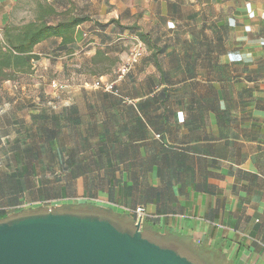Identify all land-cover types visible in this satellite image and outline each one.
I'll list each match as a JSON object with an SVG mask.
<instances>
[{"label": "crops", "instance_id": "crops-1", "mask_svg": "<svg viewBox=\"0 0 264 264\" xmlns=\"http://www.w3.org/2000/svg\"><path fill=\"white\" fill-rule=\"evenodd\" d=\"M18 1L0 0V28ZM150 3L152 20L140 23L134 6L90 0L73 13L89 17L73 53L61 38L35 46L86 68L115 56L97 72L111 80L140 33L145 54L116 81L124 97L86 83L60 106H6L0 218L51 205L124 217L133 229L144 206L152 234L264 264V0Z\"/></svg>", "mask_w": 264, "mask_h": 264}, {"label": "water", "instance_id": "water-1", "mask_svg": "<svg viewBox=\"0 0 264 264\" xmlns=\"http://www.w3.org/2000/svg\"><path fill=\"white\" fill-rule=\"evenodd\" d=\"M97 214L56 212L0 221V264H197Z\"/></svg>", "mask_w": 264, "mask_h": 264}, {"label": "rangeland", "instance_id": "rangeland-1", "mask_svg": "<svg viewBox=\"0 0 264 264\" xmlns=\"http://www.w3.org/2000/svg\"><path fill=\"white\" fill-rule=\"evenodd\" d=\"M90 0H20L14 7V11L11 15L10 25L22 26L29 23V21H37L40 16H46L49 6L56 7L58 9V15L47 16V19L51 22H57L59 19L65 18L69 14L76 13V9H80L84 5H87ZM99 1V0H96ZM115 3L127 4L134 6L138 11V19L140 23L151 22L152 19L148 17L147 10L151 8V0H111ZM207 1V0H200ZM134 25V24H132ZM137 25V24H135ZM131 26V25H130ZM3 28H0V39L2 38ZM136 38L131 39L127 43L125 57L123 61H126L131 55L132 48L136 42ZM39 55V59L33 62V68L30 73H18L12 79L0 82V113L6 110V106L15 103V101L32 103L43 102L51 104L52 106H60L62 102H68L71 97L72 91L83 84H91V86L98 80L97 72L99 70L111 69L113 64L116 63L115 56L110 59H104L93 65L90 68L82 67V59L75 57L62 58L60 60H53L51 56L47 54L40 55L39 47L35 50ZM65 63V65H63ZM116 73V72H115ZM110 76L115 75L113 70L107 72ZM104 77V76H102ZM104 79L108 80L106 76ZM111 80V79H109ZM19 99V100H17ZM67 212H73L75 214H86L82 209H69ZM37 213V212H36ZM95 213V212H94ZM35 214L34 212H21L20 215ZM95 214L103 217L99 212ZM17 215V216H20ZM105 218V217H103ZM110 218V217H109ZM114 220L117 225L123 223L117 221L118 217L110 218ZM117 219V220H116ZM121 220V219H120ZM126 224V223H125ZM135 227V226H134ZM144 236L150 240L164 245L165 247H172L178 251H182L189 254L196 261L201 264H228L222 258L218 256H212L210 254L195 253L190 248L191 245H180L177 238L171 236H161L156 233H150L146 228H142Z\"/></svg>", "mask_w": 264, "mask_h": 264}, {"label": "trees", "instance_id": "trees-1", "mask_svg": "<svg viewBox=\"0 0 264 264\" xmlns=\"http://www.w3.org/2000/svg\"><path fill=\"white\" fill-rule=\"evenodd\" d=\"M47 14L48 15L46 16L45 15L40 16V18L37 21H29V23L24 24L22 26L7 25L3 28L2 38L0 39V82L5 80H10L18 73H30L33 68L32 66L33 62L39 59V55L35 53L34 48L36 45L43 43L46 40H50L53 38L56 39L61 38L59 49L63 48L69 53L74 52L72 47L74 46L75 43H77L83 38L79 26L87 22L89 17L80 16L76 14L73 15L69 14L65 18L59 19L57 22H51L47 19V16H51V15L56 16L59 14L58 9H56L53 6L48 7ZM143 37H144L143 34L140 33V38L136 37L135 40L137 39L140 40L143 43V46L145 47ZM101 54H102L101 51H98L96 53V57L100 56ZM117 71L115 73V80H111L115 83L117 80H119L117 78ZM131 71L129 73H131ZM102 76L103 75H99L98 78ZM116 89L118 90L119 95H116L115 93L112 92L103 91L102 89H97V90L102 91L104 93L108 92L118 97L125 96L118 88L117 84H116ZM8 210L5 212L8 213ZM10 218L12 217L0 218V221H6V219H10ZM120 219L118 220L116 219V220L120 221V223L122 222L123 223L122 225L126 226L124 228H127V225L125 224L126 219L124 217ZM178 243L181 246L184 244L189 245L184 241H181V239L178 240ZM190 248H192L191 250L197 254L204 253V254H210L212 256L213 255L218 256L219 258H222L224 261H226V263L233 264L228 259H226V257L219 251H213V250L211 251L206 248H195L192 245ZM178 252L181 253L182 255H186L189 259H191L195 263L201 264L199 261H196L189 254H186L182 251H178Z\"/></svg>", "mask_w": 264, "mask_h": 264}, {"label": "built area", "instance_id": "built-area-1", "mask_svg": "<svg viewBox=\"0 0 264 264\" xmlns=\"http://www.w3.org/2000/svg\"><path fill=\"white\" fill-rule=\"evenodd\" d=\"M131 56L122 63L117 71V78L125 77L134 67V65L142 58L145 53V48L143 43L140 40H136L133 48H132ZM95 89H102L103 91H108L119 95L118 90L116 89V83L111 80H106L104 77H99L98 80L92 85ZM17 210V209H16ZM48 210H51V205ZM15 211L12 209L8 210V214H12ZM136 222L138 220L143 221L146 215V210L144 206H138L134 211Z\"/></svg>", "mask_w": 264, "mask_h": 264}]
</instances>
